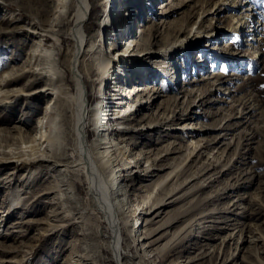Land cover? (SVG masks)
Masks as SVG:
<instances>
[{"label":"rangeland","instance_id":"rangeland-1","mask_svg":"<svg viewBox=\"0 0 264 264\" xmlns=\"http://www.w3.org/2000/svg\"><path fill=\"white\" fill-rule=\"evenodd\" d=\"M13 1L12 12L19 11L17 7L20 6L34 8L38 0ZM103 1L89 0L84 22L91 33L98 34L100 48L110 53L111 41L106 37V43L103 42V34L98 32L99 28L101 31L104 29V22L100 19L105 11ZM125 1L128 0H122ZM148 1L153 9L150 14L147 10L140 14L141 8L134 0L135 7L132 8L131 3L130 11L122 8L127 26L119 28L117 21L113 22L111 31L117 40V50L131 47L128 38L134 34L130 28L137 34L156 22L160 23L158 34L164 35L168 30L178 28V24L181 26L191 21L193 25L198 20L192 28L193 32L206 37L209 34L205 30L229 27L233 23L231 16L235 15L231 11L213 9L215 12L209 11L202 23V18L198 19L200 13L210 10V7L202 9V6L214 5L219 0ZM245 1L260 21V29L264 33V0ZM45 2L51 10L52 0ZM141 5H144L143 1ZM166 6L167 13L162 14ZM133 10L140 15L133 16ZM19 12L17 16L28 17L25 11ZM1 20L0 14V32L3 33L0 34V79L7 76L5 71L11 73L24 66L32 46V42L31 45L28 43L17 53L18 37L23 41L25 36L17 37V33L11 32L22 22ZM200 24L204 29L198 28ZM210 39L203 38L201 44L190 52L181 51L177 55V64L171 59L172 55L145 59L148 62L157 61L146 75L151 77L149 85L158 88L160 97L153 105L126 116L123 122L113 117L129 105H121L116 97H112L116 88L114 82L113 85L109 83L106 91L103 103L109 110L108 116L103 119L104 123L114 122V130L111 126L104 133L114 131L110 133L113 142H116L114 147L124 146L126 151L121 159L115 158L112 168L119 176L122 189L128 194L130 208H135L144 200L149 205L155 199H175L160 211L156 210L159 215L151 222H148L151 219L149 215L142 216L139 221V217L130 220L131 226L136 225L137 230L129 241L121 244L119 251L128 254L124 260L127 264L130 261L131 264H222L225 258L224 264L264 263V215L257 214L260 210L264 212V37L256 41L249 39L247 34L239 41L236 37L222 35L213 45ZM51 42L54 40L51 39ZM60 45L57 44L58 50ZM71 46L72 41L66 36L61 52ZM84 61L95 67V54H86ZM147 68L148 65L144 70ZM155 69L157 75L153 74ZM129 74L128 68L124 72L119 71V75L114 73V77L118 75L115 79L122 88L136 81L137 74ZM22 78L18 87L34 77L30 73ZM105 80L108 81V78ZM98 81L87 89L91 110L102 99L99 92L106 83L100 78ZM37 87L40 88L36 86L33 90L37 91ZM32 93L26 95V99L22 94L12 95L10 98L13 99L5 102L6 107L0 106V152L15 150L16 145H3H11L13 137H18L19 133L26 136L36 129L37 120L42 117L44 106L51 98L38 94L42 100L38 101L31 99ZM204 94L206 97L199 102ZM131 95L132 100L136 99L135 92ZM171 97L176 101H170ZM187 113L191 119H186ZM165 118L172 120L165 122ZM152 121H157V127L149 125ZM95 126L88 127L89 140L95 137ZM12 172V165L0 164V258L15 260L6 264H79L87 240L96 244L97 253L102 257L97 264H115L112 254L103 246V241L112 239L113 227L91 202L83 175L75 176L74 191L86 218L83 224L90 231L87 240L84 238L86 235L79 234L78 224L67 226L71 222L66 216L67 210L72 214L78 213L77 204L69 197L71 193L68 190L65 191V199L60 200L59 208L64 210L61 217L64 215L67 218L59 221L52 212L56 205L47 202L51 197L38 196L48 174L31 176L28 181L32 184L24 186L21 181L25 180L22 179L25 171L13 175ZM8 179L11 180L9 183ZM237 183L238 186L231 189V185ZM16 186L22 187L23 201L28 202L24 208L19 206L21 203L16 206L10 201L13 200L10 193ZM9 205L12 209L8 208ZM166 220L171 222L160 227ZM126 227H122V234ZM49 229L55 230V234L48 235ZM146 231L151 234L148 238L145 237ZM144 237L146 240L141 241ZM149 241L154 243L148 245L151 250L145 254L143 247ZM167 241L170 244L160 250ZM136 252L138 255L135 257Z\"/></svg>","mask_w":264,"mask_h":264},{"label":"bare ground","instance_id":"bare-ground-1","mask_svg":"<svg viewBox=\"0 0 264 264\" xmlns=\"http://www.w3.org/2000/svg\"><path fill=\"white\" fill-rule=\"evenodd\" d=\"M128 1L131 2L128 3ZM128 1H103L105 11L103 15L100 16V19L104 22V25L101 21L100 23L103 25L104 29L101 31L102 29L99 28L98 32L100 35L103 34V42L106 41V37L111 41L109 44L112 52L109 53L107 50L100 48L99 42L97 43L98 34L91 33L89 27L84 22V11L89 0H52L53 6L51 10L48 8L45 0H38L34 8H27V6L17 7V10L25 11L28 17H23L22 15L17 16L20 14L19 11H10L11 6H15L13 0H0V7H2L0 10V14L2 15L1 21L22 22L16 26V30L13 32L6 30L8 33H17L15 34L17 37L19 35L25 36V40L23 41L22 38L18 37L17 53H20L26 44L30 43L31 45L32 42L31 49L28 52V58L24 62V66L27 68L21 66L11 73L5 71L4 73L7 76L0 79V106L6 107L7 104H5V102L12 95L18 96L22 94L24 95L23 99H26V95L30 96L33 92L31 99L42 101L41 96L38 94H43L45 97L51 98L44 106L42 117L37 120L36 129H34L31 134L25 136L23 133H19L18 137H13L11 145H3V147H10L12 145H16V147L14 148L15 150L11 152H0V164L4 163L5 166L12 165V175L25 171L22 178L25 180L21 181V184L24 186H30L32 184L28 181L31 176L42 177L44 173H47L48 177L45 178V186L43 185V190L38 196L43 194L47 198L51 197L47 202L56 205V208L52 211L53 216L59 221H65V219L69 217L71 222L68 223L67 226L78 224L80 226L79 234L86 235L84 238L87 240L90 231L84 226L85 224H83L85 218L84 213L82 212V208L78 206L79 201L74 191L77 181L75 176L80 174L83 175L88 184L91 202H93L97 209L110 220L113 227L112 239L103 241V246L112 254L115 264H127L124 260L126 259L125 257H128V254L124 252L119 253V251L121 244L125 241H129L131 236L135 233L134 231L137 230L135 229L137 228L136 225L131 226L130 220L132 221L133 218L139 217L137 218L139 221L142 216L149 215L151 219L148 222H151L159 215L158 212H155L156 210L162 209L175 199L163 200V198H161L157 201L155 199V202L152 201L153 203L149 205L144 200L142 203L139 202L135 208H130L128 204V194L122 189L123 186L120 185L119 176L115 174L112 168L116 160L115 158L120 157L121 159L126 151L124 146L119 145L114 147L116 142H113L111 137L114 131H112V133L110 132L111 134L104 133V131H109L111 126L113 128L112 130H114V122L112 123L110 120L104 123L105 119H103L108 116L107 110L109 109L107 105H104L103 101H105V94L109 85L114 82L113 84L116 86V91L114 89L112 97H116L118 103L121 105H129L128 108H124L123 112L119 111L113 117L116 118L117 121L123 122L122 120L126 116L142 108H146L147 105H153L157 98L160 97L159 94H157L158 88L153 87L152 84L151 86L149 85L151 77L146 75L148 69L154 66V64H157V61L154 60L152 63L151 61H145V59L167 58L169 55H172L171 59L176 60L174 64H177L179 61L177 55L181 51H189L198 47L203 38H211L209 42H212L213 45V43H217L222 35H224V37L225 35L236 37L239 41L247 34L249 39L252 38V40L256 41L264 37V33H262L260 29V21H257L256 16L251 13V7L248 6L245 0H219L214 5L202 6V9H206L208 6L210 10L206 9L201 12L198 19L202 18L201 22L203 23L206 19V15L209 14L208 12L213 9H222V11L225 12L231 11L235 15L231 16L233 23L230 24L229 27L223 28V30H217V28L211 26L212 28H210V30H205L209 35L203 37L202 34L197 31L193 32L192 29L193 26L198 23V20H196L193 25L191 21H186L189 23L181 24V26L178 24V28L174 29V31L170 29L167 34L161 35V33L159 35L160 23L155 22L149 28L137 33L138 35L130 28V31L134 34V36L132 35L133 37L128 38V44L131 45V47H127L125 50L120 51L116 48L117 40H115V36L111 30H113L112 25L115 21H117L119 28L123 27L125 24L127 26L123 10L126 9L130 11L131 6L132 8L135 7L132 3L134 0ZM136 1L141 8V11L139 10L140 14L144 13L146 10L148 14L153 11L148 0ZM141 1H143V6L141 5ZM122 8L124 9L122 10ZM166 8L167 6L164 8L162 14L167 13V11L165 12ZM213 12L215 11H212V13ZM138 14L134 11L133 16ZM168 15L170 16V14ZM198 28L204 29V26L200 24ZM0 34L3 33L0 32ZM66 36H69L72 41V46L61 52V45L64 43ZM34 39H38V41ZM51 39H53L54 42H51ZM58 43L61 44L59 50L57 48ZM129 48L130 50H128ZM199 48H201V46ZM86 54H95V67L91 66L92 64L90 63L88 64V61L85 63L84 58ZM147 65L148 68L144 70ZM127 68L130 70L129 75H132V72L134 76L137 74V79L134 81V84L130 83L125 88H122L115 78L119 75V71L124 72ZM156 69L153 71L155 75L158 74ZM30 73L34 78L23 83L22 87H18V85L21 84L22 77ZM114 73L118 75L114 77ZM94 76L97 78L94 79ZM98 78H100L102 82H105V78H108V81L104 84V88H101L103 92H99L102 99L99 101V104L91 110L88 104L87 89L96 85L99 82ZM36 86H40V88L37 87V91L33 90ZM27 89H32V92H26L28 91ZM132 92H135L137 95L134 100H132ZM130 97L131 101H129ZM205 97L206 94L202 95L199 102L204 100ZM12 99L13 98H10V100ZM171 100L176 101V98L171 97L170 101ZM186 117V119H191L189 113L186 114ZM164 120L168 122L172 119L168 120V118H165ZM156 122L157 121H152V124L149 123V125H153L152 128H155L157 127ZM92 124H96V134L94 139L89 140L90 135L88 127ZM49 177L52 179H49ZM163 179H165V177ZM10 181L11 180L8 179L7 183ZM238 183L232 184L231 189H234L235 186L237 187ZM21 188L22 187L16 186V189L10 193L13 195V200L10 201L16 206L21 203L19 206H23L22 208H24L28 202H25V200L23 201V192L20 193ZM66 190L71 193L69 195L71 200L76 202L78 213H76V211L72 214V211L67 210V217L64 215L61 217L64 210H59V208H61L60 200L65 199ZM8 208L12 209L10 205ZM257 214L264 215V212L260 210ZM170 222L171 220H166L160 227L168 225ZM54 223H50V225H58ZM125 226H127L125 231L126 234H122V227ZM101 232L102 231L99 230L100 234ZM49 234H55V230L51 229L50 231L49 229L48 235ZM2 235H5V233ZM145 235V237L148 238L151 234L146 231ZM145 237L141 241H143ZM151 243L154 242L149 241V243H146L143 247L145 254L151 250L147 248ZM143 244L144 243L140 245ZM169 244L170 243L167 241V243L160 247V250H163L164 246ZM137 255L138 252L135 253V257ZM80 257L79 264H97V261L102 260L100 254L97 253L96 244L93 245V243L88 240L86 241L85 253L80 255ZM139 261L141 262L140 259ZM225 261L226 258L223 260L222 264H224ZM11 262H15V260L0 258V264ZM131 263L130 261L129 264ZM261 264L264 263L261 262Z\"/></svg>","mask_w":264,"mask_h":264}]
</instances>
